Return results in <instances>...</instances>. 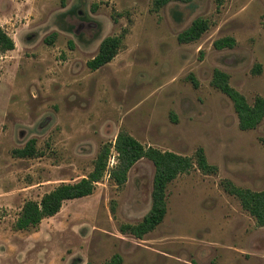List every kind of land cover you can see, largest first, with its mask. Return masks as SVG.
<instances>
[{
    "label": "rangeland",
    "instance_id": "obj_1",
    "mask_svg": "<svg viewBox=\"0 0 264 264\" xmlns=\"http://www.w3.org/2000/svg\"><path fill=\"white\" fill-rule=\"evenodd\" d=\"M199 17L207 31L180 42ZM0 22L15 41L0 59V264H109L115 254L122 264H264V226L223 185L264 189V118L240 129L232 100L212 84L220 69L250 104L264 98V0H0ZM117 35L114 59L89 68ZM226 36L235 46L216 48ZM121 130L190 157L203 148L216 170L195 165L171 181L164 220L142 238L120 227L151 208L148 158L123 185L107 173L91 195L15 228L27 200L87 176ZM31 140L35 155L14 156Z\"/></svg>",
    "mask_w": 264,
    "mask_h": 264
},
{
    "label": "trees",
    "instance_id": "obj_2",
    "mask_svg": "<svg viewBox=\"0 0 264 264\" xmlns=\"http://www.w3.org/2000/svg\"><path fill=\"white\" fill-rule=\"evenodd\" d=\"M170 1L155 0V5L159 7ZM209 25L207 19L199 17L178 35V39L180 42L198 40L207 31ZM55 34L53 33V36ZM123 37L124 35H117L104 38L100 43L98 53L88 61V67L96 70L111 62L123 45ZM235 44L236 40L231 36L219 38L214 42V46L218 49L233 47ZM13 49H15L13 37L0 24V59L7 51ZM212 84L232 100L240 129H253L263 120L264 98L262 96H257L250 104L246 97L230 84L229 75L220 69L214 70ZM261 141L264 144V137ZM112 149L116 152V162L109 166ZM35 153L33 140L29 141L25 147L13 150L14 156L17 157L33 156ZM142 158L150 159L155 166L151 208L139 222L123 223L120 227L121 232L130 233L137 238H142L153 231L164 220L167 213L166 189L171 181L189 172L195 165L205 173L216 170V167L208 162L203 148H199L194 157H190L144 145L129 132L121 130L114 143H105L101 146L94 160L93 170L87 176L74 182H63L55 186L40 200H27L18 214L14 224L15 228L25 230L36 227L44 218L57 214L66 201L91 195L97 183L107 173L116 184L123 185L127 181L129 170ZM223 185L228 193L239 199L243 209L255 218L257 225L264 226V189L242 188L230 180H224ZM109 264H122V257L115 254Z\"/></svg>",
    "mask_w": 264,
    "mask_h": 264
},
{
    "label": "crops",
    "instance_id": "obj_3",
    "mask_svg": "<svg viewBox=\"0 0 264 264\" xmlns=\"http://www.w3.org/2000/svg\"><path fill=\"white\" fill-rule=\"evenodd\" d=\"M0 24L3 26V24L0 22ZM4 27V26H3ZM14 50V49H13ZM10 51H12V50H10ZM9 51H7L6 53H8ZM6 53H5V55H2V57H1V59L2 58H4V56H6Z\"/></svg>",
    "mask_w": 264,
    "mask_h": 264
}]
</instances>
